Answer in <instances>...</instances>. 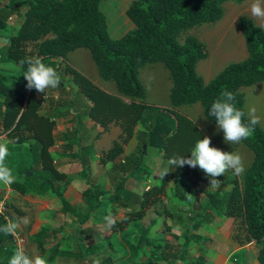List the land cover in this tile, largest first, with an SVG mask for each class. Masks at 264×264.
Returning a JSON list of instances; mask_svg holds the SVG:
<instances>
[{"label":"trees","instance_id":"trees-1","mask_svg":"<svg viewBox=\"0 0 264 264\" xmlns=\"http://www.w3.org/2000/svg\"><path fill=\"white\" fill-rule=\"evenodd\" d=\"M101 1L9 0L0 3V36L8 39L1 56L19 67L11 85L6 83L5 75L0 71V121L4 125L0 133L20 127L30 117L37 120L43 130L50 132L53 121H49V118L55 113L50 116L39 115L38 109L43 100L41 95L44 93L26 87L27 80L23 75L27 65L21 64V61L32 56L66 60L67 54L78 48L89 51L100 78L112 81L119 94L102 89L68 63L62 67L76 85L77 93L89 101L84 114L101 125L95 137L106 131L112 122L121 129L120 139H116L111 148L100 157L102 162L121 154L123 144L133 136L137 125L139 146L136 154L125 160V164H128L135 159L132 162L134 173H147L140 166L149 145L160 148L167 160L174 155L190 156L189 151L196 141L205 136L178 108L199 103L204 116L216 123L215 118L209 115V109L225 90L235 94L236 106L247 113L243 88L264 81V29L251 17H241L238 24L245 42L246 58L227 64L208 82L197 72L198 62L208 56L204 42L193 34L185 35L181 41L188 29L220 20L224 16L225 2L240 4L244 0H132L125 13L134 27L117 38L109 33L106 16L100 9ZM15 9L18 12H14ZM13 13L18 21L16 28L8 25L5 20V17ZM157 62L167 69L171 81L168 107H157L147 101V89L140 78L145 65ZM244 120L247 123V115ZM46 140L37 145L39 158L43 163L42 169L35 172L32 163L22 172V182L15 181L12 187L26 193L33 191V180H39L40 187L50 189L59 198L65 213L68 205L62 188L66 176L52 164L55 153L51 148L53 140ZM241 143L251 150L252 160L240 180L237 177L234 179L233 187L225 199L223 213L242 223L246 241L255 242L259 248V263L264 264L262 126L258 123L251 136ZM26 170L33 171V174L24 177ZM44 172L46 176L41 175ZM123 172L124 170L120 172L122 177L117 184L118 189L123 185V177L129 174L123 176ZM174 177L184 179L177 185L180 196L189 191L187 182H196L193 168L188 165L170 167V171L158 183L152 184L139 194H132L131 200L137 206L129 211L125 210L123 217L112 227L123 228L130 221L141 219L146 210L160 200L168 181ZM94 189L97 193L95 198L99 199L103 191ZM85 192L89 193L88 190ZM187 198L184 195L183 199ZM207 198L210 201V210L215 203L220 204V200L211 193L207 194ZM205 212L207 214L208 211ZM187 216L192 223L194 215L189 212ZM5 223L6 218L2 215L0 225ZM150 226L144 225L135 243L128 244L130 260L143 257L142 247L150 242ZM12 239L11 235L0 232V244L10 243L12 246L4 261L6 264L15 251ZM189 239L185 238L183 241L184 247ZM99 261L100 264H112L109 256L101 257Z\"/></svg>","mask_w":264,"mask_h":264},{"label":"crops","instance_id":"crops-1","mask_svg":"<svg viewBox=\"0 0 264 264\" xmlns=\"http://www.w3.org/2000/svg\"><path fill=\"white\" fill-rule=\"evenodd\" d=\"M15 16L13 13L5 17L6 23L13 28L18 26L17 17ZM256 20L261 24L259 26L264 29V19L258 18ZM133 27L132 24L127 31ZM121 28H123L122 25H117L113 31ZM223 37L220 40H223ZM7 43V37L0 36V70L2 73L7 70L17 75V69L14 66L12 67V62L1 56ZM243 51L246 52V47L245 50L239 49L240 55L245 54ZM205 59L208 60L202 65L201 76L205 82H208L215 75L212 77L210 72V56L208 55ZM243 59L244 57L241 60ZM44 62L54 67L61 77L59 87L56 89L49 88L41 95L43 100L38 109L41 116H50L51 113H55L54 116L49 118V121H53L50 132L43 130L38 125L37 120L30 117L25 119L20 127L7 129L0 134L8 133L11 130L7 136L10 143L6 164L13 169L15 181L21 182L22 172L32 163H34L32 165L36 169L35 172L42 169L43 163L40 161L37 148L39 142L47 138L53 140L51 148L55 150V153L52 164L66 176L62 189L68 211L63 212L59 198L50 189L40 187L38 185L39 180H33V191L26 193H21L19 189L13 188L12 184L8 186L0 183V202H4L5 207L3 216L10 220L28 217L30 221L26 226L22 224L17 231V235L21 239L19 247H23L29 255L34 253L46 255L48 264H93V260H100L104 256H109L112 264H163L162 259L167 254L174 253L177 249L187 248L186 253L195 258L199 256V248L202 247L208 248L206 251L207 264H231L229 259L231 255L237 252H241V256L238 255L237 258L232 257V259L238 264H260L258 259L259 248L256 247V249L250 250L252 248L250 245L254 241H249L245 246L237 244L240 242V238L237 237L239 233L237 220L234 221L232 216L224 213L225 216L221 221L215 217L209 218L207 215H201L205 211L209 212H207L208 215L211 212L209 208L210 201L207 198L208 193L215 195L220 200L218 203H223L226 206L225 199L233 187L234 179L237 177L239 181L247 167L244 168L241 175H234L231 169L226 171L223 176L217 178L221 180V186L215 190L209 187L208 177L205 173L198 167L193 168L196 182H187L189 185L187 194L183 193V196H180L179 190L177 191V185L184 179L180 177L171 178L165 187L164 194L161 196L167 199L165 203H163V199L157 201L146 210L141 219L132 220L123 228L109 227L105 220L109 213L112 214L115 221H118L123 217L125 210L129 211L135 208L134 204L137 205L136 202L122 204L116 195L111 196L110 194L118 190L117 184L121 180L120 172L122 170H124L123 176L126 173L133 172L134 165H132V162L135 159L128 164H125V160L136 154V149L139 146L137 137L139 127L138 125L135 127L133 136L123 144L120 155L105 162L100 161L102 154L110 149L117 139L120 127L112 122L108 125L106 131L95 137L96 132L101 129V125L84 114L89 104L85 96L81 95L77 105H73L71 95L73 91L77 90V87L62 67L65 63H68L85 76L90 77L102 89L119 95L115 84L112 81L100 78L98 71H96L97 68L96 70L93 69L91 61L83 52V48L69 52L66 60L54 57L44 59ZM10 63L12 65H9ZM204 65L207 66L206 69H204ZM8 72L3 73L5 80ZM108 83L113 85L107 86ZM127 101L129 100L127 99ZM148 102L157 107L169 106V101L168 103L163 102V104ZM179 108H181V113L191 119L186 108ZM201 110L200 104L194 107V111L198 113H201ZM0 129H4L1 121ZM91 131L95 134L87 139V133ZM203 134L207 136L204 131ZM84 135H86V138H83ZM160 153L163 155L162 151ZM241 157L244 158L243 154H241ZM245 157L243 163H245V160L249 162L250 156ZM140 167L142 170L147 171L142 163ZM29 171H25L24 177L33 174V171H31L32 174H26ZM108 173H114V176L110 177ZM41 175L46 176V172L41 173ZM41 175L39 174V176ZM157 178L161 179L160 176ZM154 183L156 182L149 180L144 190ZM94 188L103 191V193H110L100 194L99 199H97L95 198L97 193ZM87 190L88 194L85 192ZM136 194L139 193L136 192ZM184 195L188 196L185 200L183 199ZM158 205L164 206L163 209L157 207ZM188 209L193 210L191 213L194 215L192 223L187 219ZM144 225H151L148 232L150 242L142 247L141 254L143 257L134 258L135 261H132L130 260L131 254L128 244L135 243ZM222 227H225L226 231L225 235L220 236L219 239L218 235H215V230ZM115 235H118V246L121 247V251L111 241V238ZM12 238L13 249L16 250L18 243L15 240L16 237L12 236ZM185 238H190L188 246L184 247L180 243H175V241H184ZM196 240L204 243L198 244L195 242ZM213 240H222V242L216 248V244L213 245ZM207 243L210 245H207ZM171 245L173 248L169 249ZM11 248L10 243L0 244V264H6L4 261ZM212 249H217L218 252L211 253L209 250ZM153 254L157 262L149 259L148 255ZM178 262L183 263L182 260Z\"/></svg>","mask_w":264,"mask_h":264},{"label":"rangeland","instance_id":"rangeland-1","mask_svg":"<svg viewBox=\"0 0 264 264\" xmlns=\"http://www.w3.org/2000/svg\"><path fill=\"white\" fill-rule=\"evenodd\" d=\"M8 1L9 0H0V2L2 3L8 2ZM131 1L132 0H102L100 3V9L105 14L106 19H107L108 30L111 36H113L114 38H117L120 35L124 34L130 28V26H132L131 24L132 22L130 21V19L125 13L126 8L130 4ZM253 2L254 0H244L240 4H236L232 1L225 2L224 3L225 14L220 20L214 23H205L200 26L192 27L188 29L187 32L182 36L181 41L183 40L185 35L193 34L197 36L201 41L204 42L208 50V55L211 58L210 72L212 73V77L216 75L227 64L231 62L240 61L243 57L244 59L246 58L247 51L246 52L243 51L245 52V54L242 53V55H240V52H239L240 48L245 50V42L241 34V30L239 29L238 21L243 16L251 17L255 22L257 21L256 19L258 18L254 17L250 11V7ZM14 12H18V11L15 9ZM125 21H129V22H125ZM256 24L261 25L259 22H256ZM117 25L119 26L122 25L123 28L113 31L114 27ZM222 36H224L223 40H220ZM4 49H3V52H4ZM83 52L86 53V57H88V59L91 61L93 69L96 70V67L92 61L89 51L83 48ZM208 59H202L200 62H198L197 64L198 74L202 75V65ZM12 64L10 63L9 65H12ZM13 66L17 69L16 72H18L19 67L16 66L15 64H13L12 67ZM206 68L207 66L204 65V69ZM6 72L8 71L7 70L3 71V73H6ZM15 77L16 75L14 73L8 72L7 78L5 80L6 83L9 85L13 84V82L15 81ZM88 78L92 80L90 77ZM140 78L147 89V100L148 101H150L151 103H155V104H163V102L168 103V94H169V88L171 86V81L169 79L168 71L167 69L164 68L162 63L157 62V63L145 65L141 70ZM111 84L112 83H108L107 86ZM243 91L245 92V105L244 106H245L246 111L248 112L249 108L255 107L256 115L260 118L259 124L264 129V81L257 82L254 85L249 86V87H244ZM81 95L82 94L77 93V90L72 92L71 101L74 106L77 105V101L81 98ZM193 106L194 107L199 106V103H196L190 106H181V107L186 108L188 112L187 114L191 117V120L197 121L195 125L202 132L204 131L208 137H210L211 139L210 146L218 148L225 152L234 151V152L239 153L240 155L243 154L244 158H246L245 156L248 155L250 156V161H251L252 152L250 149L244 146L241 142L238 144H232V145L225 142L223 130L218 129L216 123L209 121L204 116L202 110H201V113L194 111ZM180 109L181 108H178L179 112L181 111ZM93 131L87 133V139L91 138V136L95 134V132ZM120 133H121V129H120ZM119 135H117V140L120 139ZM83 138H86V135H84ZM143 151H145V149H143ZM160 152H161V149L156 146H152V145L147 146V151L142 156V165L147 170V173H144L142 171H140L139 173H134V172L129 173L128 176L123 177L122 179L123 185H121L118 190L111 192L110 195L111 196L116 195V197L118 198L119 201H121L122 204L123 203L125 204V202L130 203L132 202L131 200L132 194L136 192L141 193L144 190V187L148 184L149 180H151L152 182L158 183L161 180L157 178L159 176V172L167 168L168 166L167 158H165ZM250 161L248 162L245 160L246 165H244V168H246L249 165ZM121 174L123 175V173ZM108 175L112 177L114 176V173H108ZM109 193L110 192H105L103 194L106 195ZM162 199L164 201L163 203L167 201L165 197L164 198L161 197L160 201ZM134 205L135 207L137 206L136 204ZM157 207L163 209L164 206L162 207L161 205H158ZM225 207L226 206L223 203H220V204L215 203L210 214L208 215L206 214V212H204L202 216L207 215V217L209 218L215 217L221 221V219H223L225 216L223 214V210L225 209ZM189 211H190V214L193 212L192 209H188L187 213H189ZM237 230L239 231L237 237L240 238V242L237 244L243 245V246L247 245L249 241H246V238H245L246 233L244 231V227L242 223L239 222L238 220H237ZM225 231H226V228L222 227L218 230H215V235H218L217 237H219L220 239V236L225 235ZM111 241L121 251V247L118 246L119 245L118 235L113 236L111 238ZM213 241H214L213 245L216 244V248L220 246L222 242V240H213ZM195 242H197L198 244L204 243L203 241L200 242L197 240ZM175 243H180L181 245L184 246L183 241H175ZM254 243L255 242H253V244L250 245L252 246L250 250L256 249L257 246ZM207 245H210V244L207 243ZM170 248H173L172 245L169 247V249ZM199 249H200V252L199 251L198 252L200 254L199 256L195 258L190 256L188 253H186L187 248L177 249L174 253L167 254L166 257L162 259L163 264H180L178 262L179 260L183 261V263L181 264H207L206 251L208 250V248L202 247ZM209 251L211 253L218 252L217 249H212ZM238 255L241 256V252H237L231 255L229 259V263L238 264V262L232 259V257L237 258ZM148 256L150 260L152 261L154 260V262H157L154 254L148 255Z\"/></svg>","mask_w":264,"mask_h":264},{"label":"clouds","instance_id":"clouds-1","mask_svg":"<svg viewBox=\"0 0 264 264\" xmlns=\"http://www.w3.org/2000/svg\"><path fill=\"white\" fill-rule=\"evenodd\" d=\"M251 14L254 17L264 19V0H254L250 7ZM21 64H26L27 69L24 73V78L27 80L26 87L31 90L35 89L39 93H45L49 88L56 89L61 82L60 74L57 70L46 64L40 56L27 57L21 61ZM209 115L215 118L218 129L223 130L224 140L229 144H238L242 140L248 139L255 126L260 122V118L256 115L255 107L248 109V112L238 108L235 103V94L225 90L221 93L209 109ZM248 121L245 123V116ZM196 120L191 121L193 125ZM10 131L5 134H0V183L10 186L15 182L13 169L7 166L6 160L9 155L8 145L10 141L7 136ZM211 139L205 136L203 139H198L193 148L189 151L190 156L174 155L168 159V167L163 169L159 176L161 179L170 171L171 168L183 167L188 165L191 168L201 169L206 177H208L209 187L213 190L220 188L221 180L218 177L229 169L233 170L234 175H241L244 171L243 158L237 152H225L218 148L210 146ZM3 212V206L0 205V214ZM107 225L112 227L116 221L109 213L105 217ZM28 217H19L15 220L6 218V223L0 225V232L5 235L16 236L20 226L29 224ZM8 264H48L46 255L26 253L23 247H17L13 255L9 259ZM93 264H100L98 259L93 260Z\"/></svg>","mask_w":264,"mask_h":264},{"label":"built area","instance_id":"built-area-1","mask_svg":"<svg viewBox=\"0 0 264 264\" xmlns=\"http://www.w3.org/2000/svg\"><path fill=\"white\" fill-rule=\"evenodd\" d=\"M0 205H2L3 206V212H2V214H0V217L4 214V210H5V207H4V202H0ZM16 237V241H17V243H18V247H19V245H20V241H21V239H20V237H18V235H16L15 236Z\"/></svg>","mask_w":264,"mask_h":264},{"label":"water","instance_id":"water-1","mask_svg":"<svg viewBox=\"0 0 264 264\" xmlns=\"http://www.w3.org/2000/svg\"><path fill=\"white\" fill-rule=\"evenodd\" d=\"M144 149H145V147H144ZM26 174H32V172H31V171H29V172H27Z\"/></svg>","mask_w":264,"mask_h":264}]
</instances>
